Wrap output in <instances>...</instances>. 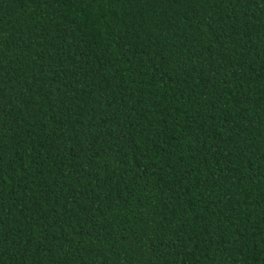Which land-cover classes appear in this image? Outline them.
<instances>
[{"label":"trees","instance_id":"1","mask_svg":"<svg viewBox=\"0 0 264 264\" xmlns=\"http://www.w3.org/2000/svg\"><path fill=\"white\" fill-rule=\"evenodd\" d=\"M0 264H264V0H0Z\"/></svg>","mask_w":264,"mask_h":264}]
</instances>
